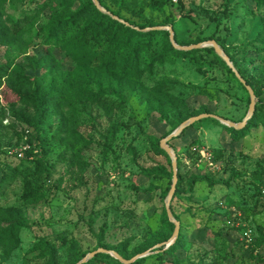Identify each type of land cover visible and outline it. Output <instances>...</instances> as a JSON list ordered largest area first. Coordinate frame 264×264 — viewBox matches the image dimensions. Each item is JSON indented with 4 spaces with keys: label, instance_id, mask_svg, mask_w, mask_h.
Masks as SVG:
<instances>
[{
    "label": "rangeland",
    "instance_id": "374dc122",
    "mask_svg": "<svg viewBox=\"0 0 264 264\" xmlns=\"http://www.w3.org/2000/svg\"><path fill=\"white\" fill-rule=\"evenodd\" d=\"M130 1L135 4L122 12L124 17L159 26L173 21L185 45L212 36L223 40L221 47L236 69L262 89L256 97L264 112V0H172L161 10L146 8L143 14L138 9L148 0ZM86 3H0V111L7 112L0 126V150L27 145L17 142L15 133L24 124L14 111L33 115L31 107L12 104L15 99L6 87L19 84L15 67L32 77L33 88H57L60 80L68 86L63 100L50 104L56 111L38 134H45V140L31 145L40 151L42 163L29 164L1 183L0 264H46L47 257L37 249L43 243L57 246L58 264H76L100 241L127 259L154 247L156 239L169 241L175 230V224L165 220L172 157L156 148L157 140L204 108L237 123L248 113L249 93L213 56L157 64L154 80L141 82L115 77L101 70L99 60H77L68 54L73 50L48 45L46 25ZM167 41L163 34L156 35L153 50L162 51ZM154 55L144 53L145 63ZM157 79L168 84L160 97L153 90ZM92 93L108 100L92 99ZM180 118L185 119L178 125ZM62 125L65 134L52 141L51 134ZM227 127L217 119H205L169 142L177 157V173H183L172 213L186 241L163 263L155 248L136 264H264V198L257 200L254 194L255 173L264 163V125L252 126L239 138ZM203 150L212 154L210 162L218 169L202 157ZM25 178L39 189V204L23 198ZM195 178L217 184L195 183ZM10 207L17 218L8 214Z\"/></svg>",
    "mask_w": 264,
    "mask_h": 264
},
{
    "label": "trees",
    "instance_id": "16d2710c",
    "mask_svg": "<svg viewBox=\"0 0 264 264\" xmlns=\"http://www.w3.org/2000/svg\"><path fill=\"white\" fill-rule=\"evenodd\" d=\"M101 5L105 7L112 15H116L119 18L125 20L130 25L126 23L120 22L119 20L113 18L112 15L104 13L100 11L92 2V0H88V3L83 5L80 9L67 16L66 18H57L52 20L48 25H46V33L47 39L46 43L48 45H56L63 46L68 48L70 51L68 54L77 60H84L86 62H94L99 60L102 64L101 70L103 72H109L113 76H120L122 78H136L137 80L143 82L149 80V82L154 80L155 67L157 64L163 66L168 62H173L175 59L180 57H195L202 58L204 60L209 59V56L215 57L222 65H224L227 70L234 75V77L238 80L235 73L232 69L226 64V62L216 53L213 47H204L192 50H180L173 46V44L169 40L170 33L167 30H148L145 31L143 29L147 27L159 26L153 22L148 24H136L135 22L129 20L124 17L122 12L127 10L130 5H134L135 2H131L130 0H110L111 5L108 4L105 0H99ZM6 0H0V3H5ZM172 0H148L146 4L141 5L138 9V13L143 14L146 8L161 10L165 8L167 5L171 4ZM257 3H261L260 0H257ZM212 20H216V17H210ZM169 24L173 27L175 32V39L178 44L185 45L180 42L178 39V34L176 30V26L173 21L169 22ZM139 27L140 29H136ZM43 30H45L43 28ZM163 34L167 39V43L164 46L162 51L153 50V39L156 35ZM214 39L218 42L220 46L224 48V41L220 40L219 37H208V38H197L196 43L205 42L208 40ZM228 53V51L225 49ZM147 52H152L155 54L149 58V62L145 63L143 54ZM205 53H208L205 54ZM229 54V53H228ZM197 56V57H196ZM231 60H234L231 57ZM213 60L210 61V63ZM213 64V63H212ZM238 69V68H237ZM242 77L246 80V82L254 89L255 94L258 98L262 95V89L260 87H256L254 83L248 79L241 69H238ZM13 75L19 81V84H7L8 92L15 99V104H20L26 107H31L33 109V115H29L22 110L14 111V115L16 119L23 123L24 126L22 131H17L15 133L17 142L20 144L21 142L27 143L30 145L25 151V154L22 158H15L9 154L7 150H0V188L1 183L6 181L9 178H13L17 176L23 168H26L29 164L39 165L42 163V156L40 155V151H36V147L33 145L34 141L37 140H45V134L39 136L40 130H42V125L47 124V121L50 119L54 110L51 107L52 102H61L64 96L68 92V86L66 85V80H60V86L57 88L52 87L49 90H44L41 87L32 86V77L25 73L19 67H15L13 71ZM147 79V80H145ZM239 81V80H238ZM239 83L244 87L245 86L239 81ZM0 81V86H1ZM153 90L155 94L159 95L164 94V89H167V81H163L161 79H157L153 83ZM25 86L29 87L26 88ZM150 86V85H149ZM152 87V86H151ZM248 92V91H247ZM92 99L107 101V98L102 96H98L95 93L91 95ZM248 104H250V95L248 96ZM201 113H212L207 108ZM257 105L256 111L253 117L247 122L246 126L240 130L227 127L229 130L235 132L236 138L239 136L245 135L251 130V127L263 123L264 125V112ZM5 110L0 111V126L2 124V119L7 115ZM200 114V113H199ZM217 114V113H214ZM198 115V114H196ZM220 115V114H217ZM194 116V115H192ZM226 119H229L223 115H220ZM185 118H180L178 125ZM205 120V119H203ZM202 121V120H201ZM237 122L238 120H232ZM15 122H17L15 120ZM200 122V121H199ZM198 123V122H197ZM196 124V123H195ZM194 124V125H195ZM177 125V126H178ZM51 124H48L47 127L51 128ZM175 126V128L177 127ZM186 130V129H185ZM35 131L37 135H35ZM65 125H62L60 128H57L51 134L50 138L52 141L59 139L65 134ZM170 134V133H169ZM167 136V135H166ZM61 140V139H60ZM156 148L162 150L160 147V140L156 142ZM263 161L259 163V169L255 173V179L257 180L254 194H256L257 200L263 199L264 196L261 193L260 185L263 177V169H262ZM181 160L178 159V166L180 168ZM28 170L25 169V172ZM167 176L172 181L173 177V169L167 173ZM183 181V173L179 171L178 173V182ZM197 181H208L206 178H195L194 182ZM208 184L210 186H214L217 184L214 181L209 180ZM253 188V189H254ZM40 193L39 189L34 186V181L32 179L25 178L24 179V193L23 198L26 202L32 204H39L38 194ZM180 193V188L176 189L175 195ZM174 195V197H175ZM166 209V208H165ZM172 209V207H171ZM174 212V210L172 209ZM8 214L14 218H17L18 215L15 213L13 207L8 208ZM178 219V217H176ZM165 220L168 225L172 227L174 224L169 220V217L165 215ZM181 227L182 222H181ZM258 228H261L260 226ZM168 240L167 237L162 239H156L152 242V245L159 244L162 241ZM186 241V235L181 228L178 238L176 241L170 245L168 248L161 247L159 248L158 257L160 261L163 263L164 257L168 253H174L177 249L181 248ZM37 249L43 251V257H47L46 264H58L56 259L57 254V246L50 244H41L38 245ZM99 247H103L106 249H110V247L100 241ZM95 250V249H94ZM50 251V253H49ZM93 251V250H92ZM124 258V254L120 253ZM148 257V256H146ZM137 259L131 264L139 263L144 258ZM127 259V258H126ZM79 260V259H78ZM85 264H124L120 262L118 259L112 257L110 254L99 253L94 258L89 260Z\"/></svg>",
    "mask_w": 264,
    "mask_h": 264
},
{
    "label": "water",
    "instance_id": "95a60500",
    "mask_svg": "<svg viewBox=\"0 0 264 264\" xmlns=\"http://www.w3.org/2000/svg\"><path fill=\"white\" fill-rule=\"evenodd\" d=\"M94 5L102 12L111 14L105 7H103L100 3L99 0H93ZM113 18L119 20L120 22L126 23L127 25H130L128 22L125 20L119 18L116 15H112ZM136 29H140L139 27H136ZM145 31L148 30H167L170 33V40L173 44V46L177 49L180 50H192V49H198V48H204V47H213L216 53L226 62V64L232 69V71L235 73L236 77L238 80L245 86L247 89L249 95H250V104H249V109L246 117L239 123L234 122L230 119H226L220 115L214 114V113H200L198 115H194L183 121L173 132H171L169 135L164 137L163 139L160 140V147L164 149L171 157H172V169H173V182L172 186L170 188V191L168 193V196L166 198L165 202V207L167 211V215L169 217V220L175 224V230L174 233L169 241L162 242L159 244H156L154 247L144 251L143 253L138 254L137 256L131 258V259H126L122 255H120L118 252L110 249H106L103 247L97 248L91 252H89L87 255H85L80 261H78L76 264H85L92 258H94L97 254L99 253H106L114 256L116 259H118L120 262L124 264H131L134 261H136L139 258L146 257L150 255L151 253L154 252L153 249L155 248H161L165 247L168 248L170 245H172L176 239L179 236L180 232V222L173 217V213L171 210V202L174 198L176 189H177V182H178V169H177V157L175 155V151L173 148L169 145V142L175 138H177L185 129H187L189 126L194 125L195 123L203 120V119H217L219 120L222 124L234 128V129H242L245 127L247 122L253 117L255 111H256V106H257V97L255 94L254 89L246 82V80L242 77L240 72L236 69L234 66L233 62L231 61L229 55L225 52V50L218 44V42L214 39L197 43V44H192V45H180L176 42L175 39V32L174 29L171 25L169 26H153V27H148L143 29Z\"/></svg>",
    "mask_w": 264,
    "mask_h": 264
},
{
    "label": "built area",
    "instance_id": "2783aa9c",
    "mask_svg": "<svg viewBox=\"0 0 264 264\" xmlns=\"http://www.w3.org/2000/svg\"><path fill=\"white\" fill-rule=\"evenodd\" d=\"M28 147L29 146L27 144V145L20 147V148H11L9 151V154L12 156H17L18 158H22L25 154V151L28 149ZM202 157L210 162V158L212 157V154L203 150L202 151ZM210 163L212 164L213 169H218L217 165H214L213 162H210ZM262 169L264 172V163L262 164ZM260 190H261V193L264 195V173H263V177L261 180Z\"/></svg>",
    "mask_w": 264,
    "mask_h": 264
}]
</instances>
